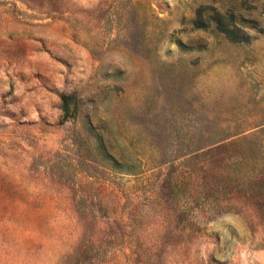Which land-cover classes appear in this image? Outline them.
I'll return each instance as SVG.
<instances>
[{"label": "rangeland", "instance_id": "1", "mask_svg": "<svg viewBox=\"0 0 264 264\" xmlns=\"http://www.w3.org/2000/svg\"><path fill=\"white\" fill-rule=\"evenodd\" d=\"M0 264H264V0H0Z\"/></svg>", "mask_w": 264, "mask_h": 264}, {"label": "trees", "instance_id": "2", "mask_svg": "<svg viewBox=\"0 0 264 264\" xmlns=\"http://www.w3.org/2000/svg\"><path fill=\"white\" fill-rule=\"evenodd\" d=\"M219 23V21H218ZM220 24V23H219ZM219 31L223 34H228L226 30H224L221 26L219 27ZM62 106L64 111V120L70 121L75 118L76 111L78 109L77 98L74 95H62Z\"/></svg>", "mask_w": 264, "mask_h": 264}]
</instances>
